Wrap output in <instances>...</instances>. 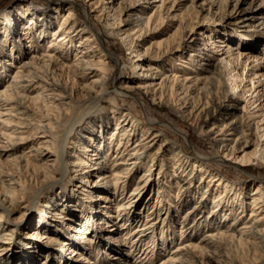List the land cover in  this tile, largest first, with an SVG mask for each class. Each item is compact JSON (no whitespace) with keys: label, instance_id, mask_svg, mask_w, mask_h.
Masks as SVG:
<instances>
[{"label":"bare ground","instance_id":"bare-ground-1","mask_svg":"<svg viewBox=\"0 0 264 264\" xmlns=\"http://www.w3.org/2000/svg\"><path fill=\"white\" fill-rule=\"evenodd\" d=\"M77 1L48 0L45 5L28 0L0 10V78L8 77L0 86V119L7 138L23 148L12 156L13 166L22 175L9 176L1 170L6 179L0 183V249H5L0 252V264H9L18 255L12 249L16 242L24 247V263L33 256L28 255L35 251L32 245L14 241L20 219L16 218L11 228L5 226V220L9 213L19 210L25 189H38L44 179L48 186L55 178L49 174L43 154L50 146L55 148L61 175L68 172L72 186L68 190L44 191L46 197L33 223L35 233L39 228L51 227L47 223L53 212L50 217L59 220L52 219V227L62 228V219L72 220L74 236L87 237V246L93 241V247H99L97 252L100 245L111 247L114 240L120 239L121 244L129 240L128 255L145 240L141 254L131 264L150 262L165 250V257L157 264H264L263 181L254 182L255 188L244 202V184L224 176L215 161L211 166L206 164L209 157L205 154L185 155L180 141L170 138L166 130L172 127L171 122L160 121L158 115L142 117L134 112V101L122 109L115 94L136 91L144 97L149 95L199 134L209 137L223 154L232 156L240 149L244 151L236 157L240 162L257 161L262 156L255 148L246 151L257 142L256 134L238 109L237 100L226 90L220 65L213 63L203 71L188 65L198 56L197 51L192 52L195 50L191 47L185 54L182 37L174 39L180 26L168 35L163 33L162 5H153L143 15L136 0H107L114 5L108 19L102 0H83L86 5L80 4L81 14L75 9ZM193 7L190 3L184 10L193 11ZM216 8L219 11L222 6ZM94 20H108L117 34L122 31L119 34L127 49L143 46L131 50L142 76L120 80L114 93L108 91V78L121 61L113 50L105 48ZM238 33L253 39L248 32ZM156 36L160 39L155 40ZM208 40L214 42L211 37ZM43 42L42 52H36ZM22 46L28 47V52H21ZM205 50L202 54L210 56ZM151 110L150 105L142 107L145 114ZM154 123L162 126L156 129ZM175 132L185 135L182 128ZM92 176L95 178L90 181ZM171 182L176 185V193L170 202L167 187ZM129 186L131 190L122 197ZM152 188L153 200L146 198ZM115 194L121 201L114 204V214L109 215L106 207H99L100 201L116 200ZM138 206L149 208L143 222L140 211H136ZM170 207L180 215L172 217ZM77 209L80 220L76 218ZM177 217L180 234L184 229L189 233L168 247L175 241L170 227ZM111 218L116 220L112 222ZM95 222L92 234L84 235ZM135 222L132 229L130 225ZM158 223L161 225L156 231ZM99 225L111 228L105 232L98 229ZM53 229L48 242L57 241L59 231ZM104 235L107 239L102 243ZM9 239L12 244H3ZM69 241L67 246L66 239L61 240L66 246L54 255L57 262L66 264L63 258L67 249L86 260L80 248H74L75 240ZM45 255L47 260L49 254Z\"/></svg>","mask_w":264,"mask_h":264},{"label":"rangeland","instance_id":"rangeland-1","mask_svg":"<svg viewBox=\"0 0 264 264\" xmlns=\"http://www.w3.org/2000/svg\"><path fill=\"white\" fill-rule=\"evenodd\" d=\"M21 1L28 0H0V10L8 9L13 4ZM33 1L39 4H49L48 0ZM146 1H149V3H146ZM102 2L106 9V14H108V19H111L110 14L114 12L113 3L107 2V0H102ZM190 3L194 6L193 11L187 12L184 9L185 7L187 8ZM80 4L82 7L86 5L83 0L77 1L75 9L77 10L78 14H81L82 12V7ZM155 4L162 5L164 23L160 29L164 30L163 33L168 35L169 33H172L177 26H180V30H183V35H181V31L176 28L177 33L175 34L174 39L178 40V38L182 37L183 44L186 46L185 54L190 51L189 49H192L191 47H193L195 50L192 52L197 51L196 54L198 56L193 60L192 65H190V63L188 64L190 67L195 70L200 69L203 71L207 66H211L213 63L220 65L223 80L226 85V90H228V93L237 100L238 109H240V111L242 110L245 121L250 124L252 127V132H254L257 137V142L248 146L246 151H251L253 148H255L262 158H258V160L254 162L252 161L248 163H242L236 157L241 156L244 151L236 149L234 155L232 156L223 154L221 149L216 146L215 143L213 145V141L209 137L199 134L193 127H191L189 124L187 125L178 114L171 111L168 107L158 104L155 98H151L149 95L144 97L143 94L139 95V93L136 91H128V95H123L119 92H116L114 87L119 84L120 80L122 81L127 78L134 79L138 76H142V74H140L141 70H139V67L136 65L137 63L134 61V52H131V50L133 49L138 51V48L142 49L143 46L132 47L131 50L127 49V46L122 41L119 34L122 31L118 32L117 34L116 28L109 24L108 20L104 22H98L97 20H94V23L97 25V30H99L98 34L101 37L105 48H110L113 50V52L119 56L121 61L118 64V69L115 70L108 78V85L110 87L108 91L111 93L116 92L115 94L122 109L127 108L129 101H134L136 103L134 106V112H137L139 115L141 114L142 117H145L146 115H158L160 121L162 120L165 122H171L172 127L166 130L169 133L170 138H176L180 141V144L183 146L182 152L190 157H195L198 154H205L209 157L206 159L205 163L210 166L211 162L215 161L217 164L216 168L218 170L220 169V172H222L224 176L244 184L246 189L244 202H247L250 198V191L254 190L253 187L255 188L254 182L261 179L264 184V23H262L264 20V0H225V2H223V0H163L162 2H160V0H136L135 2V5L140 8L142 12H144L143 15L150 12L153 9L152 6ZM217 6H222V8L218 11L216 8ZM62 13L63 12L61 11L60 14ZM17 30H21L19 25ZM238 32H248L249 34L253 35V39L241 37ZM209 37L213 39V43L208 40ZM159 39V37H155V40ZM22 42L24 43L23 40ZM44 43L45 42L40 45V48L36 49V52H42L44 49ZM203 46L207 47L206 50L202 49ZM28 49V47L25 48L22 46L21 52H28ZM204 50L209 52L211 55L207 56L202 54ZM26 56L27 53L24 54V57ZM118 73L120 75H118ZM7 78V76L5 78H0L1 87L5 84ZM143 105L145 107L150 105L152 110L145 114L142 111ZM161 126L162 125L160 123H154V127L156 129ZM4 128L5 126L0 119L1 184L4 183L6 179V177L3 178L1 170L7 172L9 176L11 175L15 177L16 175H22V171L18 167H14L12 164V156L14 155L13 153L23 151V148L21 149L22 145L19 142L15 143L10 141L7 138V129L3 131ZM179 128L183 129L185 135L175 132V129ZM41 140L42 139H40V141ZM48 140L50 141L51 138ZM54 150L55 148H52V146H50L48 150H43V154L47 159L46 162L51 171L49 174L55 177L53 180H51L52 182L50 185H48L49 187L47 186L46 179H44L41 181L42 186L39 188L36 187L39 186L38 184L34 186L38 189H25L23 191L25 197L22 199L19 207L20 211H14L13 213H9L6 216L5 222L7 221V223H5V226H9L10 228L15 227L13 224L15 223L14 221H16V218L20 219L17 236L15 237L14 241L20 240L22 243H28L29 245H32L31 250H35L32 253H27L28 255L32 254L33 256L31 257L30 261H28V258H26V263H24V259H21L23 255L21 254V250L24 249V247L21 248L18 246L17 242L14 243L12 249H14L18 255L11 258V262L9 264H42L41 261L45 260V254L47 253L49 255L47 256V260H45V264H56L58 263V260L55 259L54 255L56 254L57 256V251L60 250L62 246H66V244L63 245L61 243V240L63 239H66V242L68 243L67 246H69V239L75 240L74 244L76 245H73L74 248H80V251H82L84 256L87 258L86 260L79 259V255L73 254V249H67L63 258L66 260V264H113V262L117 260L119 261L118 264H131L137 258V254H141V249L146 245L145 240L140 241L137 250H135L134 253L128 255L126 250L130 242H128V240L124 242L125 244H121L120 239L114 240L111 247H102V245H100V252H97L96 249L99 247H93V241L87 246L85 244V238L87 237L84 236L85 238H81L74 236L75 222L72 220L68 218L62 219V228L52 227L54 224L51 223V220H59V218L57 219V216L50 217L53 212L49 213L50 215L48 219H50V222L47 223L51 227H38V234L35 233L34 229H36V227L33 223L35 217L37 216V209L41 207V204H43L46 197L44 195V191H46V189H52L53 191L65 189L68 190L70 186H72L71 181L68 180V172L64 176L61 175V171L59 169V160H56ZM112 153L113 147L108 154V160L112 156ZM106 172H108V170H106ZM197 175L196 177L198 178ZM94 178L95 177L92 176L89 180L91 181ZM130 187L131 186L124 190L126 194H122V197L127 195V193L131 190ZM167 190L171 193L169 196L171 202L173 196L176 193L175 183L171 182V185L167 187ZM153 192L154 188H152V192H150V194H146V198L150 197L151 200H153ZM115 195L116 200H110L107 202L99 200V207H106L109 215L114 214V204H116L117 201H121L119 199L117 200L119 195ZM109 196L111 197L110 199H113L111 195ZM205 201L208 202V204L211 203L210 199H206ZM24 202L26 207H23ZM73 203V201L70 202L71 205H73ZM169 209L170 211L172 210L170 213L172 214V217H174L175 214H178V216L180 215V213H177L176 209H172V207ZM148 210L149 208H142L141 206H138V209H136V211H140L139 216H142L140 219L141 222L144 221L143 215L146 214ZM75 212L76 215H78L76 218L80 220V210L77 209ZM178 218L179 217L175 219L173 225L170 227V231L172 233L171 236L175 238V241L173 243H169L168 247H173V245L179 241V238H182L189 233V229H184V231H182L180 234L181 226L177 221ZM114 220L116 219L111 218L112 222ZM112 222H110V224ZM225 222L229 223L230 221L227 220ZM96 224V222L92 224L90 226L91 229H89L87 233L85 232L84 235L92 234L93 230H95L97 227ZM136 224V222L131 224V228L133 229ZM160 225V223L157 224L156 231H158ZM98 227V229L101 230L102 228V230H105V232H109V229L111 228V226L102 227V225H99ZM53 228H56V230L59 231V235L56 239L57 241L48 242L47 237L54 230ZM64 231L69 232L70 235L66 234ZM114 235L116 236V234ZM12 239L6 240V242L3 244H12ZM105 239L107 238H105L104 235L102 238V243L105 242ZM83 246L86 247L83 248ZM0 250V252H5V249ZM166 252L167 250L150 260L151 264H157L160 262L163 257H165L164 255ZM5 254L9 257L7 252ZM25 254L26 253H24V256ZM150 262L145 264H149ZM140 263L144 264V261H141Z\"/></svg>","mask_w":264,"mask_h":264}]
</instances>
